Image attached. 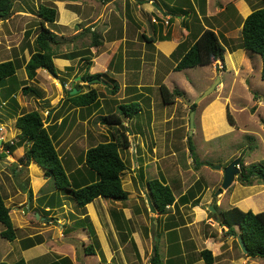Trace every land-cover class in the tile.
Wrapping results in <instances>:
<instances>
[{
	"label": "rangeland",
	"instance_id": "374dc122",
	"mask_svg": "<svg viewBox=\"0 0 264 264\" xmlns=\"http://www.w3.org/2000/svg\"><path fill=\"white\" fill-rule=\"evenodd\" d=\"M52 1L13 0L11 16L7 21L0 20V60H7L9 57L14 56L17 52L15 44L21 45L22 43H26L28 53L29 55L31 54L33 44L30 42L29 36L33 38L39 29L37 10L40 5H52ZM246 1L252 10L262 5L261 0ZM121 2V0L117 1L115 8L120 7ZM146 4L148 9H154L151 3L148 4L146 2ZM197 16L195 17L197 18ZM185 19L186 22L184 24L186 25L192 21V18L189 17ZM140 20L142 26L146 29V33H149L150 23L148 18L142 16ZM174 21L178 23L179 19L175 18ZM239 21L238 18L233 21L232 29L239 26ZM52 25L50 24L49 26ZM239 31L237 29L233 30L228 38L218 32L220 33L219 37L226 44V48H229V51L232 46H238L240 42ZM87 36L88 38L83 40L82 45L76 44L73 48H70L68 42H66L68 39L65 36L58 37L60 43L57 46L53 45L52 48L56 53H64L65 49L62 46L64 45L67 50H77L78 53L82 52L88 49V45L91 42L90 34H87ZM241 48H237L231 52L230 59L232 66L227 68V70L217 69L213 74L214 70H211L213 66L211 65L213 64L212 62L207 65L170 71L167 77L170 90L177 87L185 92L184 96L174 97L170 103H163L161 95L157 90L158 88L155 87L148 88V96L139 97V101L143 103L148 112H150L149 106L151 104L155 105L154 109L157 117H155L154 123L152 118V124L150 123L149 129L147 128L149 121L148 112L143 111L142 113L141 111L139 115L134 116L131 120L138 122L140 129L139 137L141 138L137 139V142L136 139H131L132 136L127 132L131 144L128 149L120 151V155L127 165V169L122 174V186L127 191L128 198L117 202H112V199L107 198H98L94 201L95 204L100 202L102 206L103 202L108 204L111 201V204L105 208H111L112 206L121 208L131 216L132 227L136 229L137 239L139 240L140 238L146 243L145 256L143 260L139 259V264H148L151 246L154 243H158L154 238H150L154 236L148 235L147 232L145 235V229L152 226L149 219H154L156 215L154 214L155 212L148 211L145 201L148 192L146 190L147 180L151 178H159L168 183L175 196L185 191L186 193L190 191V195L192 194L190 198L193 199L191 201L193 204L189 202L186 205H181L180 203L178 205L179 212L184 216L186 215L184 218L189 220L185 223L189 230L186 231L184 241L187 243L189 240H194L197 243L199 240V245L204 247L209 246L215 254L213 264H264V257L251 258L246 256L238 245L236 235L230 234L224 227L221 231L219 229L220 226L217 224V222L220 223L219 213L221 210H225L241 202L247 194L253 198L255 192L264 191V184L242 185L235 177L234 182L229 188L223 189L217 196L214 195L217 189L221 187L223 167L228 165L233 159L239 158L245 164H250L264 157V80L260 78L261 57L259 54L250 51H246V54L242 57L244 49ZM24 58H22V65L17 70L18 75L23 77H25L23 71ZM86 63L87 60H82L77 63L73 62L72 66L65 67L62 70L58 69V77L40 73L36 77L35 82L27 81L31 86L38 89L41 97L44 96L43 99H38L34 94L23 95L20 91L16 94L19 96L22 104L20 112L36 109L42 113L44 120L50 114V110L55 106L59 107L60 114L62 112L66 120L61 125V127H64L63 135L56 141V145L60 156L66 162L64 164L61 160L62 165L69 173L76 172L77 169L75 168L82 163V155H84L86 148L107 140L109 135L108 131L99 129L100 123L98 122L101 111H96V108L99 106L91 107L88 121L85 122L86 124L82 121H77V108H65L66 101H62L65 97V93L61 90L62 84L64 87L70 88L73 82H79L82 84L83 90L96 88L100 95L107 97L102 106L103 110L109 106L112 107L115 101H122L121 98L123 97L122 94H119L117 96L119 99H113L108 96V88H104V86L99 87L100 84L98 83L93 82V84L91 82L80 81L82 72L89 70V66ZM58 64L56 61L55 65L57 66ZM169 65L172 66L170 62ZM163 73L158 77L163 78L165 76ZM212 74L214 77L210 82L209 78ZM151 76L149 72H146L144 75L145 82L153 84L154 79H151ZM215 77L220 78L219 85L205 97L196 101V107L193 110V127L190 128L189 114L192 110L191 105L205 89L213 84L216 80ZM61 81L63 83H60ZM148 103H150L149 106H147ZM143 105H140L141 109H144ZM2 107L5 109L6 105L1 104L0 110ZM227 110L233 118V125L228 122L226 116ZM152 112L154 114V111ZM54 115L55 113H52L49 117V122H44V125L52 124V119L56 118ZM57 122H59V119ZM3 128L7 130L4 125ZM190 130L192 131L191 134L189 133ZM188 136H191L194 155L188 149ZM137 146H140L142 149V152L139 153L140 158L136 155ZM133 154H135L134 160L137 161V158L139 159L136 165H133ZM14 158V160L11 159L10 161H15L18 157ZM196 159L197 161H195ZM213 165H221V168H213ZM6 171V174L2 173L0 188L5 203L10 208L13 225L17 228V237L13 241H9L0 235V260L12 263L19 258L27 259L26 256L29 253L33 254L31 250H24L21 244L22 239L32 238L37 244L46 241L49 245H45L42 248L47 247L51 252L56 250V246L65 243V241L70 242L66 237L60 236V232L62 231V228L58 225L60 220L59 222L57 219L56 221L48 222V216L50 218L53 216V214L48 215L51 212L49 207L54 205L52 202L57 201L61 192L55 190L53 180L48 177L42 186L32 185V191L36 193V198L32 195V198L29 199L26 192L30 185V170L28 166L20 168L19 165L15 170L17 172L16 176L13 175L12 166H6ZM139 173L143 174V178L140 179L138 177ZM30 175L32 178L31 172ZM36 175L41 176L38 172H36ZM34 180L40 179L35 178ZM21 186H24L25 189H22ZM61 193V200H59L60 203L62 202L60 204L61 207L57 206L59 211L70 215L72 211L81 212L80 214L85 212L86 208H76L75 200L70 193ZM196 195L197 197L194 198ZM51 198L52 200L50 201ZM11 201H14L15 204H11ZM254 201L257 204H262L264 207V192L255 197ZM244 204H248V201L244 200L242 206H246ZM195 205L196 207L197 205L202 206L206 212V216L202 215L203 217H198ZM96 206L94 205L95 209ZM98 206L100 207L101 205ZM209 206H213L214 209L212 211L216 214L215 216H217L218 221L213 218L215 216L209 211ZM46 207L49 210L42 209ZM137 207L143 210L142 214L137 212ZM35 212L40 214L38 215L39 218L43 216L41 215L42 212L47 213H44L45 217H47L46 220H48L45 222L46 224L42 222V219L36 220L34 218ZM148 213L151 214L148 216ZM210 215L214 221L205 223L204 218L207 217L209 219L211 218ZM145 219L146 221L148 220L149 226L146 225V221L144 222ZM175 224L177 225V223ZM154 228L155 223L153 222ZM3 229L4 226L0 223V231ZM69 230H71V226L66 227L63 233L66 234ZM87 232H84L86 237L88 236ZM202 233H211L212 236H209L210 238L208 237L205 240V238H200ZM190 236H193L195 239H190ZM106 238L111 243L109 249H111L112 253L113 251L116 252L111 259V264H138L132 260V253L134 251L131 249V241L129 242L118 235L116 240H114L113 235L106 234ZM213 240L214 242H212ZM32 246L34 245L30 247ZM63 250L69 251V247L63 248ZM72 250V253H76L80 264H84L85 262L87 264H103V260L105 259L103 256L98 257V254L96 256L85 257L84 252H81L82 247L77 244H75L74 248L72 247ZM101 250L100 246L99 248H94V252L100 255ZM119 252L122 256H119ZM192 253L191 256H189V252L186 255L190 260L191 258L197 259V253ZM44 256L38 260L34 258V261L31 259L28 264H45V262L47 263L50 260L51 254L46 253ZM135 256L137 255L135 254ZM161 258L163 261V256Z\"/></svg>",
	"mask_w": 264,
	"mask_h": 264
},
{
	"label": "crops",
	"instance_id": "0c3cea01",
	"mask_svg": "<svg viewBox=\"0 0 264 264\" xmlns=\"http://www.w3.org/2000/svg\"><path fill=\"white\" fill-rule=\"evenodd\" d=\"M117 1L119 0H53L51 6L56 7L57 18L56 21L52 23L53 24L52 26H49L50 24H47V26L54 33H56L57 37L60 38L62 36H65L68 39L66 42H68L70 48H73L76 44L82 45L83 40L88 38L87 34H90L91 41H92L93 33H95V35H93V38L96 37L97 35V38H99L100 40L99 45H91L90 42L88 45L89 52L86 54L82 52L78 53L77 50H67L66 47L61 44L65 49V52L56 53V51H54L53 49L54 52L53 61L54 64L57 61L59 64L56 67L59 70H62L65 67L72 66L73 62L75 63L81 62L84 58H87L86 60L91 62L88 70L90 73L100 72L106 74V76L103 79L95 81L94 83L100 84L99 87L104 86V88H108V96L112 97L113 99L116 100L119 99L117 98V96L119 94H122L123 96L121 98L122 101L117 102L114 100L115 102L113 101L114 104L112 107L109 106L108 108H105L103 110L102 106L104 104V100H106L107 97L100 95L96 88H91V89H95L98 92V99L95 103L86 106H75L70 102L71 95L67 93L69 92L67 90H70L71 94H75L79 92L83 93L90 89L83 90L82 84H80L79 82L78 83L73 82L70 88L64 87L63 84L61 86V90H63L62 92L65 93L64 94L65 97L62 100L63 102L66 101L65 108L68 107L70 109H75V108L78 109L77 121L79 122L82 121L84 124H86L85 122L88 121L89 118L88 116L90 115L89 110L91 109V107L99 106L96 108V111H101L100 113L101 115L99 117V122H98L100 123L99 129L108 131V135H109L107 140L101 142H106L110 139L109 131L111 130V126L104 123V121L101 119L102 116L116 112L117 106L120 103L130 102L132 100L139 101V97L148 96L149 87L158 88L157 90L159 91V85L164 84L166 85V87L169 88L168 86L169 80H167V77L170 71H176L174 70V66L176 64V57L178 56L177 54V56L173 57L171 54L180 43H183L184 48H188L194 42L195 37L198 36L204 29L207 28L214 30L217 34L222 33V36L228 38L231 35V32H233V30L241 29V23L243 19L252 11L249 3H247L246 0H121L122 1L121 6L115 8V3ZM146 2L148 4L151 3L155 10L148 9ZM21 15H25V14H21ZM196 15H198L197 18L195 17ZM142 16H146L149 20L150 23L149 33H146V29L142 26L140 20ZM188 17L192 18V21H190L186 25L184 24L186 22L185 18ZM175 18L179 19L178 22L179 24L174 21ZM237 18L240 20L239 26L232 29L233 21L235 19L237 20ZM35 36L33 38L29 36V38L31 39L30 40L31 43H33ZM59 43L60 42L58 40V43L54 44V46H57ZM15 45L17 52L14 54L13 57H9L8 59H14V60L18 59L20 65H22L23 62L22 58L26 57L24 58L26 62L30 57L28 53L27 44L22 43L21 45L18 44ZM231 52H233V50L229 51V48H226L224 52L223 61L218 59L219 62L223 64L224 66L223 69L225 70H227V68H230L232 66V61L230 59L232 55ZM245 54H246V50H243L242 57H244ZM0 61H4V60H0ZM25 62L23 63V71L25 77L19 76L17 73L18 79L21 80L26 79V73L24 70ZM169 62L172 66L169 65ZM211 65H213L211 67V70H214L212 72L214 74L215 70H217L218 68L217 67L215 68L214 62ZM146 72H149V74L152 75L151 79H154L153 84H149V82H145L144 75ZM40 73H45L46 75L47 74L50 75L45 69L38 68L36 76L28 81L35 82L36 77ZM162 73L165 76L163 78L158 77L161 76ZM213 74L209 78L210 82L214 77ZM215 78H219V77H215ZM43 98L44 96L38 99H43ZM16 100L18 102V106H17L18 108L16 109L17 111H15L16 107L15 108L13 107L14 109L11 108L3 109L2 107V109L0 110V127L2 128L0 130V137H2V140H0V153L4 152L2 150L3 143L13 139L15 140L17 134H19V130L15 127V119H16V112L17 114L21 113L20 111L22 110V104L19 96L17 95H16ZM139 103L140 105L141 104L143 105L142 102L139 101ZM149 104L150 103H148L147 106H149ZM154 106L155 105L152 104L149 106L150 112L147 111L145 106L144 109H141L140 106V110L137 114L139 115L141 111L142 113L143 111L149 113V121L147 125L148 129L150 128V123L152 118L154 123L155 117H157V114H155ZM2 110L4 111L2 112ZM10 110L11 111L13 110V113L15 112L14 115L10 113ZM152 111H154V114ZM50 112L51 114L55 113L54 117H56L55 119H52L51 121L52 124H50L52 128L51 129L49 128L50 129L49 131L52 133L54 137V144L58 151L56 141L63 135L64 127H61V125L64 123V120L66 119H64L62 112L60 114L59 107L57 106H55L52 110H50ZM132 118L128 119L126 117H121V124H123L126 127V130H128V128L132 130L130 134L132 136L131 139L137 140L141 138L139 137L140 135L139 124L136 120L131 121ZM58 119L59 122H57ZM3 125L5 126V128H7V130H4ZM131 127H133L134 130L131 129ZM130 144L131 142L129 143V146ZM89 147H91V145ZM137 147L138 149H136V155L139 156V153L142 152V149L140 146ZM88 148L84 150V153ZM24 150H25V145H20L17 146L12 151L13 155L10 153L0 158V183L2 181L1 179V176L3 175L2 173L5 174L7 173L6 166H11V163L16 161V160L15 161H10V160L11 159L14 160L15 159L14 157H18L21 154H23ZM134 155L135 154H133V165H136L139 159L137 158V161L134 160ZM82 156H83L82 163L76 166L75 169L77 170L75 173H71V172L69 173V171L65 169L66 173L69 175L70 182L74 186H83L85 184L97 180V175L92 170L86 167L83 159L84 155ZM60 158L65 164L66 162H64L62 156H60ZM67 164L70 166L69 163ZM28 168L33 176L31 178L29 172L31 187L29 185L28 189H31L32 191V185L42 186L44 182L47 181L46 178L48 177L44 175V169L40 167L33 160L29 163ZM36 172L40 173L41 176H37ZM139 174L138 177L140 179L143 178V174H140V176ZM35 178H39L40 180H34ZM146 190H148V187L146 188ZM0 192H1V188H0ZM263 192L264 191L255 192L253 198L251 197V195L247 194L245 197H243L241 202L232 206H237L244 211H246L249 208L253 212L262 211L264 210V207L262 206V204H257L254 201V198L262 194ZM185 193L186 191L179 194L178 196H175V203L168 205V207H166L163 213H159L155 210L154 213L156 214L155 218L149 219L151 221L152 226L147 227L145 229V235L147 232L148 235L154 236L150 238H154V240L158 241V243H154L151 246L150 255L148 257L149 258L148 264H151L150 258L156 246L159 254L163 256V264H206L199 255V252L203 248H207L211 250L212 255L215 256L213 250L209 246L204 247L199 245V240L197 241V243L196 241L194 242V240H189L187 243L184 241L186 231L189 230L188 227L185 225V223H187V221L189 220L184 218L186 215L184 216L182 213L179 212L178 205L179 203L181 205H186L187 203L193 200L190 198L191 200L189 199L190 201L187 202L180 201L179 200L180 196ZM32 194L34 198H36V193H33L32 191ZM61 195L62 193L60 192L59 194L60 198L58 197L57 201L52 202L54 205L49 207V209H51V212L48 213V215L53 214L51 218L48 216L49 221L46 220L47 218L45 217L46 216L45 214H47L46 212H44L45 214L43 212L41 213V215H43L41 218L38 217V215L40 214L35 212L37 215L34 214V218L36 220L42 219L43 223L47 221L48 222L56 221V219L59 222L60 220V223H58L60 228H62V231L60 232V236H62L63 238L66 237V239L69 240L70 242L65 241V243L56 246V250H53V252L49 251L47 247L42 248L45 245L46 246L49 245L46 241H43L39 244L35 243L34 246L24 249L25 251H30V250L33 251V254L29 253L27 254L28 256H26L27 259H25V261L27 262V264L31 259L34 261V258H36L37 260L42 258L46 253L51 254V258L48 261L45 260L47 261V263L45 262V264H48L53 261H57L59 262V264H80L77 259L76 253H72L73 252L72 247L74 248L75 244H77L82 247L81 252H84L85 245L89 244L91 240L89 236L86 237V235L84 234V232H87V229L84 228V226H76L74 223L75 220L83 219L86 216L88 217L89 221L91 222L95 230V234L99 242L97 248H99L100 246L102 250L100 252L101 255L99 253L86 254L84 252L85 257L96 256L98 254V257L103 256L105 258L103 260V264H111V259L113 255L116 254V252L113 251L112 253L111 249H109L111 243L106 238V234H108V235H113L114 240H116V237L118 235L122 238L127 239V241L129 242L131 241L132 244L131 249L132 251H134L132 253L133 262L139 264V259L141 260L144 259L146 252V247H145L146 243L143 242L140 238L139 240L137 239L138 236H136L137 234L136 229H133L132 227L131 216H129V214L126 211H124L121 208H115L114 206H112L111 208H105L106 206L111 204L110 203L111 201L108 204H105L103 202V206L100 202H97L95 204L94 201H96V199L102 198V197H96L85 205L84 208H86V210L84 213L80 214L81 212L77 213L76 211H72V214L70 215L67 214L66 212L63 213L62 211L58 210V207H61L60 204L62 203L59 202V200H61ZM147 196L149 197L148 192L146 197ZM196 197L197 195L194 198ZM244 200L248 201V204H244L246 206H242ZM117 201H121V200L112 199V202H117ZM11 204H15V202L11 201ZM94 205H97L96 209ZM98 205L101 206L99 207ZM146 206L148 208L147 201H146ZM76 208L79 209L78 207ZM195 208L198 217H203L202 215L206 216V212L203 210L202 206L197 205L196 207L195 205ZM42 209L49 210L48 207ZM148 211H150L149 208ZM209 211L213 216L216 215L214 211L211 210ZM137 212L139 214H142L141 212H143V210L137 207ZM9 214H10V210H9ZM149 214L151 213H148V216ZM168 214L172 216H169ZM210 217L211 218L209 219L205 217L204 222L209 223L210 221H214L211 215ZM213 218L216 221H218L217 216ZM145 221L146 219L144 220V222ZM153 222L155 223L154 229H153ZM175 223H177V225ZM217 224L218 226H220L219 229H221V231L224 228L227 229V227L222 225L221 222L220 223L217 222ZM146 225L149 226L148 220L146 221ZM68 226H71V230H69L66 234H64L63 230ZM124 231L128 233H125ZM209 236H212V234L202 233L200 238H205L206 240ZM190 239H195V238L193 236H190ZM212 242H214V240ZM66 247H69V251L63 250V248ZM188 252L190 254L189 256L193 254L192 252H196L197 253L196 255L198 256L197 259L191 258L192 260L191 261L189 257L186 255ZM135 254L137 256H135ZM119 256H122L120 252H119ZM62 258H67L69 261L60 262ZM84 264H87V262H85Z\"/></svg>",
	"mask_w": 264,
	"mask_h": 264
},
{
	"label": "trees",
	"instance_id": "16d2710c",
	"mask_svg": "<svg viewBox=\"0 0 264 264\" xmlns=\"http://www.w3.org/2000/svg\"><path fill=\"white\" fill-rule=\"evenodd\" d=\"M262 5L254 8L242 21L240 29V42L238 46L231 47V51L237 48H243L246 51L257 53L261 57L260 78L264 80V0H261ZM13 11V0H0V20L8 19ZM39 21V29L33 40V47L29 59L24 64L26 79H18L17 69L20 67L18 59H7L0 61V106L1 103L6 105V108H11L17 111L18 102L16 94L20 91L23 95L34 94L38 98L41 97L37 88H34L27 83L37 74L38 68L45 69L51 76L58 77L59 70L53 61V45L58 43V37L47 24H52L57 18V9L51 5H40L37 10ZM92 35V34H91ZM95 35V33H93ZM91 45H99L100 40L93 38ZM183 43H180L172 52V56L176 57L174 70H182L198 65H207L213 61L220 59L223 61L226 44L222 41L214 30L204 29L194 42L184 48ZM84 54L89 50L82 51ZM84 58L83 60H86ZM90 61L86 64L90 65ZM105 73H89L85 70L80 75V81L95 82L103 79ZM63 83V81H61ZM70 102L75 106H86L95 103L98 99V92L95 89H90L86 92L71 94ZM159 93L163 103L172 102L174 97H182L185 95L183 90L174 87L170 90L166 85H159ZM14 107V108H13ZM195 103H192L191 109L194 110ZM140 110L138 100L120 103L117 106L116 113H110L101 117L104 123L111 126L110 139L106 142L98 143L89 147L84 153V164L97 175V180L83 186H74L70 182L69 175L66 173L59 153L54 144V137L49 131L52 126L44 125V117L39 110L33 109L24 111L19 114L16 112L15 127L19 130L16 139L3 143V153H0V158L12 153V151L20 145H25L23 154L18 156L15 162H12L13 175L20 165V168L28 166L33 160L44 169V175L53 180V185L56 191L70 193L75 200L76 206L84 209L85 205L96 197H102L113 200H126L127 191L122 186V174L127 169L125 160L120 155L129 147L126 127L121 124V117L131 119L137 115ZM10 113L14 115L13 110ZM10 114V115H11ZM123 115V116H121ZM226 116L228 122L233 125L234 121L227 110ZM50 128V129H49ZM250 137V136H249ZM188 149L194 155V146L191 142V136H188ZM8 151V152H6ZM197 161V159L195 160ZM241 175L237 180L242 185H252L255 183L264 184V157L245 164L241 159L239 162ZM25 189L24 186H21ZM148 195L155 208L159 213H163L168 205L175 203V195L172 188L164 181L158 178L147 180ZM28 198H32L31 189L27 188ZM190 191L187 194L180 196L179 200L183 202L189 201ZM52 198L50 199V201ZM10 208L5 204V199L0 192V223L4 229L0 231V235L13 241L16 239V227H14L9 214ZM220 222L227 227L230 234H235L236 237H241L245 248L246 256L264 257V210L253 212L252 210H242L237 206H232L220 211ZM76 226H84L87 229L88 236L91 242L84 247L86 254H93L94 248L99 245L97 236L88 217L77 219L74 223ZM237 229V230H236ZM36 242L32 238L21 240L23 248H28ZM200 257L206 264H212L214 256L211 250L203 248L199 252ZM69 261L67 258H62L60 262ZM151 264H163L162 258L157 250V246L150 258ZM0 264H27L24 258L8 263L1 261ZM48 264H59L57 261Z\"/></svg>",
	"mask_w": 264,
	"mask_h": 264
},
{
	"label": "water",
	"instance_id": "95a60500",
	"mask_svg": "<svg viewBox=\"0 0 264 264\" xmlns=\"http://www.w3.org/2000/svg\"><path fill=\"white\" fill-rule=\"evenodd\" d=\"M219 84V78H216V80L213 82V84H211L207 89H205L202 94L194 101V103H196V101L198 99H202L203 97H205L208 93H210L212 90L215 89V87ZM51 114V112H50ZM50 114L47 116V118L44 120L45 123L49 122V117ZM193 110L190 111L189 114V124H190V128L193 127ZM128 132L129 134H131V130L128 128ZM191 130L189 131V133L191 134ZM239 158H235L233 159L228 165L223 167V178H222V182H221V187L217 189V191L214 193L215 196H217L220 192H222V190H226L227 188H229L231 186V184L233 183V181L235 180V177H238L241 175L240 173V168H239ZM213 168L219 169L221 168V165H213ZM146 201H147V205L148 208L151 212H155V208L150 200V198L147 196L146 197ZM209 209L212 211L213 207L209 206ZM37 215V214H36ZM238 240V244L242 250V252L246 253V248L245 245L241 239V237H237Z\"/></svg>",
	"mask_w": 264,
	"mask_h": 264
},
{
	"label": "built area",
	"instance_id": "2783aa9c",
	"mask_svg": "<svg viewBox=\"0 0 264 264\" xmlns=\"http://www.w3.org/2000/svg\"><path fill=\"white\" fill-rule=\"evenodd\" d=\"M214 63H215V68L216 67L219 68V69L223 68V64L221 62H219L218 60H215ZM1 129L2 128L0 127V130ZM0 140H2V137H0ZM6 152H8V151H6Z\"/></svg>",
	"mask_w": 264,
	"mask_h": 264
},
{
	"label": "clouds",
	"instance_id": "9594fccd",
	"mask_svg": "<svg viewBox=\"0 0 264 264\" xmlns=\"http://www.w3.org/2000/svg\"><path fill=\"white\" fill-rule=\"evenodd\" d=\"M217 60H218V59H217ZM219 60H220V59H219ZM219 60H218V61H219ZM213 62H214V61H213ZM223 68H224V66H223ZM223 68H221V69H223ZM218 69H219V68H218ZM2 150H3V149H2ZM167 207H168V206H167Z\"/></svg>",
	"mask_w": 264,
	"mask_h": 264
}]
</instances>
